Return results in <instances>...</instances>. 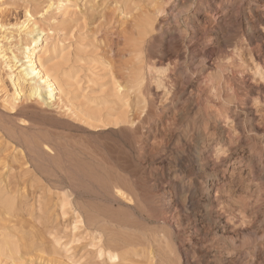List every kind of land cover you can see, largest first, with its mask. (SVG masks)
<instances>
[{
	"label": "rangeland",
	"instance_id": "1",
	"mask_svg": "<svg viewBox=\"0 0 264 264\" xmlns=\"http://www.w3.org/2000/svg\"><path fill=\"white\" fill-rule=\"evenodd\" d=\"M59 1L0 0V34L13 31V26H20L28 11L32 22L48 34L43 35L44 38L49 37L53 45L60 43L65 56L70 54V59L66 60L58 53L51 54L55 59L50 64H59L74 76L70 97H74L80 106L84 95L95 101L85 116L26 99H22L14 109L3 102L4 93L10 96L14 89L7 77L8 70L0 62V76L5 88L0 93V240L6 237L14 245L12 253L0 251V264H100L93 254L94 248L90 246L97 229L106 237L103 241H109L117 252L129 259L126 264H144L136 254L151 246L154 249L159 247L154 243L156 230L164 232L173 250L169 254L167 250L157 251L161 256V259L157 258L158 264H198L192 253L186 256L179 253L186 230L191 228L190 215L184 214L178 222L173 213L168 223H163L157 209L144 201L147 191L140 188L138 178H132L114 158H121L117 144L123 142L120 125L116 124L118 116L130 111V117L141 124L148 115L147 103L144 109L136 110L133 95L124 101L115 96L116 83L126 84L122 77L128 74L125 70L127 62H138L135 56L129 55L125 38H130L131 31L135 33L132 30L134 17L140 21L143 18H160L162 15L156 13L157 9L164 7L167 10L175 0H122L132 10V16L121 14L120 0H70L71 8L66 11L59 10ZM249 1L252 3L246 8L250 7L251 16H254L252 9L255 7L264 11V0ZM199 2L186 1L188 10L179 25L183 35L188 31L186 18L195 11ZM50 3L55 5L47 12ZM233 23V17L229 16L228 23L221 30L222 37L214 47L216 56L208 64L203 80L206 96L222 109H232L227 124L233 132V144L238 146L261 137L254 127L248 125L250 117L255 119L259 130L264 129V95H260L264 94V69L255 66L243 28H237ZM257 33L264 44V26ZM19 40L15 37L11 41L13 46ZM159 78L160 75L146 72L147 81L160 95L158 112L168 97L167 90L158 85ZM233 79L239 82V88L233 86ZM244 85L249 88L244 89ZM174 118L171 117V122L155 118L157 131L149 135L147 144H143L152 153L147 166L152 168L150 165L154 163L162 184L170 183L176 187L173 180L176 175L188 178L195 186L203 168L192 155L189 157L188 151L177 154L184 128L178 122L176 124ZM145 123L141 124L144 126L142 132L147 134L150 124ZM26 139L40 141L41 144L37 142L40 148L31 150ZM126 148L130 150L127 144ZM165 150L173 154L171 161L164 159ZM217 154L211 162L225 165L230 152L221 158ZM182 156H188V161L178 160ZM236 164L234 160L228 166L226 164L230 182L225 184L221 196H231L244 209L242 230L232 235L244 250L246 260L251 264H264V170L250 172L249 168ZM150 168L147 172L152 171ZM170 171L173 174L168 179ZM118 181L123 182L131 202H128L129 207L114 204V210L121 223L132 226L130 233L126 234L124 227L114 224L105 226L107 229H86V226L74 232L75 218L70 213L63 215L62 196L65 193L72 195L75 206L83 211L104 212L111 205L106 188ZM233 203L230 204L232 210ZM142 234L152 238L144 242ZM212 238H215L213 233L207 231L203 240L204 250L211 249ZM56 239H61L60 247ZM66 249H69L68 254Z\"/></svg>",
	"mask_w": 264,
	"mask_h": 264
},
{
	"label": "bare ground",
	"instance_id": "2",
	"mask_svg": "<svg viewBox=\"0 0 264 264\" xmlns=\"http://www.w3.org/2000/svg\"><path fill=\"white\" fill-rule=\"evenodd\" d=\"M186 1L188 0H175L167 10L164 7L157 9L156 13L162 15L160 18L159 16L151 19L143 18L140 21L133 16L132 30H135V33L131 31L130 38H125V44L128 46L129 55L135 56L138 62L135 63L133 60L127 62L125 70L128 74L122 77L126 79V84L116 83L115 96L119 101H124L131 97L129 95H133L136 110L144 109V104L147 103L148 115L141 124L148 122L150 126L148 133L145 134L142 132L144 126L130 117V111L121 113L116 120L123 137V142L117 144L121 158L118 156L120 160L116 156L114 158L126 173L134 179L138 178L140 188L147 191L144 201L157 209L164 220L163 223L167 224L173 213L178 222H181L184 214L190 215L191 228L186 230L184 244L179 249L181 256L192 253L198 264H251L246 260L244 250L238 246L232 235L242 230L241 222L245 219L244 209H241L231 196L221 195L225 190V184L230 182L227 177V166L231 161L234 160L236 165L249 168L250 172L264 170V129L259 130L255 126V119L250 117L248 125L254 127L261 137L234 146L233 132L227 124L232 109H222L218 103L206 96L203 79L208 64L216 56L214 47L222 37L221 30L228 23L229 16L233 17L235 27L243 28V34L248 41L249 55L255 61V66L264 69V44L262 37L257 33L264 26V11H260L258 7L254 9L251 7L254 12V16H251L250 7L246 8L252 3L249 0H200L195 11L186 18L188 31L183 35L179 25L181 17L188 10ZM70 3V0H60L57 6H60V11H66L71 8ZM120 3L121 14L131 15L132 10L125 6L126 1L120 0ZM54 5V3L48 4L47 12ZM166 11L167 13L163 15ZM31 18V14L27 11L26 20L20 26L17 28L13 26V31L0 34V62L8 70L7 77L14 89L10 96L4 93L3 102L16 109L22 99L31 102L34 100L36 104L42 106L65 108L67 111L85 116L88 108L95 104L93 98L84 95L82 105H77L75 98L70 97L74 76L70 72L67 73L59 64L50 66L55 59L51 54L58 53L63 60L70 59V54L65 56L60 43L53 45L49 37L44 38L43 35L48 34L37 27ZM164 25H167V28H164ZM15 37L20 40L13 46L11 41ZM147 71L154 76L160 75L158 85H162L167 90L166 104L159 112L157 103L160 95L147 81ZM232 83L236 88L240 85L236 79H233ZM245 85L244 89H248L249 87ZM211 89L213 90L214 87ZM4 90L0 76V93ZM250 93L253 91L250 90ZM171 117H175L173 120L176 124L178 122L184 128L183 132L181 131L183 139L177 154L188 151L189 157L192 155L203 168L199 183L195 186H192L188 178L176 175L173 177L176 187L170 183L162 184L154 163L149 164L152 168L147 166V160L152 158V153L145 149L143 144H147L151 137L149 135L157 131L155 118L161 122H171ZM37 142L27 140L26 144L31 150L36 151L41 146L38 145L40 141ZM126 144L129 145L130 150L126 148ZM44 147L46 149V146ZM227 152H230L227 166L211 162V158L216 153L221 158L227 155ZM163 157L166 161H171L174 156L165 150ZM189 157L182 156L178 160L188 161ZM148 168L152 171L147 172ZM172 174V171L168 172V179ZM160 185L163 187L161 188ZM125 189L121 181L114 182L106 188L111 197V205L108 210L100 213L89 210L86 212L77 208L71 198L72 195L65 193V196L61 197L62 213L63 215L70 213L74 216V232L86 226H88L86 229L91 227L107 229L105 226L114 224L124 227L127 230L126 234H129L132 226L121 223L120 216L114 210V204L130 206L128 202H131V198ZM232 203L234 210L230 207ZM122 217L125 219L124 216ZM262 223L264 224V219ZM98 230H95L97 232L93 234L90 245L94 248L95 258L100 264H126L129 259L117 252L109 241H103L106 237ZM207 231H211L215 238L211 240V249L204 250L203 240L207 236ZM154 236V243L159 245L158 250L151 246L136 254L144 264H158L157 258L161 259V256L157 251L167 250L168 254L173 253L163 231L156 230ZM142 238L146 242L150 241L152 236L142 234ZM56 243L60 247L61 239H56ZM12 246L14 245L6 237L0 240V251L12 253L14 250ZM65 253L68 254L69 249H66Z\"/></svg>",
	"mask_w": 264,
	"mask_h": 264
}]
</instances>
